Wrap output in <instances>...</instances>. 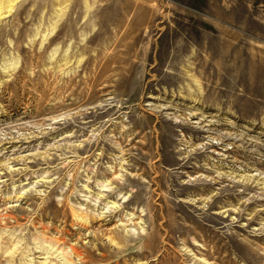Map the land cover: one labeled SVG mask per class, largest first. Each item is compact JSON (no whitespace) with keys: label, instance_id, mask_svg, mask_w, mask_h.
I'll use <instances>...</instances> for the list:
<instances>
[{"label":"rangeland","instance_id":"374dc122","mask_svg":"<svg viewBox=\"0 0 264 264\" xmlns=\"http://www.w3.org/2000/svg\"><path fill=\"white\" fill-rule=\"evenodd\" d=\"M0 264H264V0H0Z\"/></svg>","mask_w":264,"mask_h":264}]
</instances>
